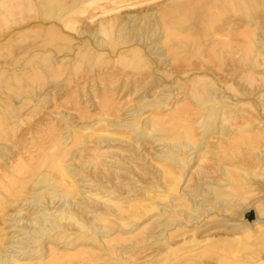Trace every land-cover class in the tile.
<instances>
[{"label": "bare ground", "instance_id": "6f19581e", "mask_svg": "<svg viewBox=\"0 0 264 264\" xmlns=\"http://www.w3.org/2000/svg\"><path fill=\"white\" fill-rule=\"evenodd\" d=\"M262 12L0 0V264H264Z\"/></svg>", "mask_w": 264, "mask_h": 264}, {"label": "rangeland", "instance_id": "374dc122", "mask_svg": "<svg viewBox=\"0 0 264 264\" xmlns=\"http://www.w3.org/2000/svg\"><path fill=\"white\" fill-rule=\"evenodd\" d=\"M260 16H261V19H264V12H262L261 14H260ZM256 31H258V30H256ZM260 94V93H259ZM67 107L68 108H64V109H62V108H58L59 110H63V111H65V112H67V113H70V114H72L73 116H75V120H77L78 119V110H80L81 108H83L84 107V103H81V104H79V105H77V108H76V105H72V104H68L67 105ZM53 105H51V107H49L48 109H47V111H55V110H53ZM97 110L95 109L94 110V112H96ZM94 112H91V113H94ZM148 146V145H147ZM255 182L257 183V187H258V189H259V194H260V196H261V193H263L264 194V177H256L255 178ZM249 211H251V212H254V209H249ZM249 213V212H248ZM249 217H250V221H252L253 220V218H252V216H250L249 215ZM262 219H264V216L263 217H261Z\"/></svg>", "mask_w": 264, "mask_h": 264}]
</instances>
